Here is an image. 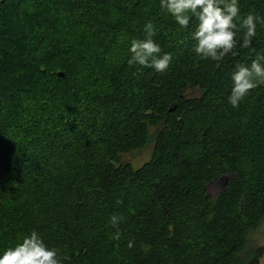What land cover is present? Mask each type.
I'll list each match as a JSON object with an SVG mask.
<instances>
[{"label": "trees", "instance_id": "1", "mask_svg": "<svg viewBox=\"0 0 264 264\" xmlns=\"http://www.w3.org/2000/svg\"><path fill=\"white\" fill-rule=\"evenodd\" d=\"M149 22L164 72L131 61ZM195 27L160 0H0V250L35 230L63 264H260L264 83L228 96L264 25L219 60L195 52ZM149 143L141 165L122 157Z\"/></svg>", "mask_w": 264, "mask_h": 264}, {"label": "clouds", "instance_id": "2", "mask_svg": "<svg viewBox=\"0 0 264 264\" xmlns=\"http://www.w3.org/2000/svg\"><path fill=\"white\" fill-rule=\"evenodd\" d=\"M161 8L170 13L182 27L188 28L193 18L196 27L192 31L194 50L204 58L219 60L232 52L237 45L249 47L257 34L258 25H264V15L249 11L241 16L240 0H160ZM148 37L133 39L129 46L131 61L164 72L172 61L171 53L162 52L161 45L152 35L151 22L144 26ZM239 34V40L237 39ZM231 92L228 101L239 106L243 98L260 83H264V53H257L249 63L235 65L231 73ZM111 223L119 227L121 217L113 214ZM115 237H119V231ZM128 241V247L133 246ZM58 249L50 247L40 234L33 230L14 245L0 250V264H63Z\"/></svg>", "mask_w": 264, "mask_h": 264}, {"label": "rangeland", "instance_id": "3", "mask_svg": "<svg viewBox=\"0 0 264 264\" xmlns=\"http://www.w3.org/2000/svg\"><path fill=\"white\" fill-rule=\"evenodd\" d=\"M152 145L153 144L149 143L143 148L124 153L122 157H124L126 161L132 162L135 166L141 165L146 159L150 157ZM231 177L232 175L229 173L225 176H222L221 178L211 181L209 183L211 192L215 195H218L224 188H226ZM250 240L251 243L264 246V225H262L260 230L254 231L251 234ZM260 264H264V255L261 258Z\"/></svg>", "mask_w": 264, "mask_h": 264}, {"label": "water", "instance_id": "4", "mask_svg": "<svg viewBox=\"0 0 264 264\" xmlns=\"http://www.w3.org/2000/svg\"><path fill=\"white\" fill-rule=\"evenodd\" d=\"M59 74H60V75H64L63 72H59ZM175 108H176V105L172 106V107L170 108V111H173ZM224 176H225V175H224Z\"/></svg>", "mask_w": 264, "mask_h": 264}]
</instances>
